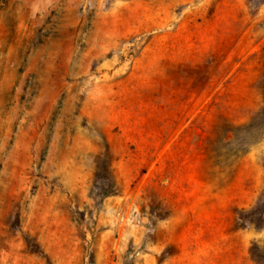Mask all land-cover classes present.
<instances>
[{"label":"rangeland","instance_id":"obj_1","mask_svg":"<svg viewBox=\"0 0 264 264\" xmlns=\"http://www.w3.org/2000/svg\"><path fill=\"white\" fill-rule=\"evenodd\" d=\"M0 264H264V0H0Z\"/></svg>","mask_w":264,"mask_h":264},{"label":"bare ground","instance_id":"obj_2","mask_svg":"<svg viewBox=\"0 0 264 264\" xmlns=\"http://www.w3.org/2000/svg\"><path fill=\"white\" fill-rule=\"evenodd\" d=\"M8 98H9V97H8L7 95H5V99L8 100Z\"/></svg>","mask_w":264,"mask_h":264}]
</instances>
